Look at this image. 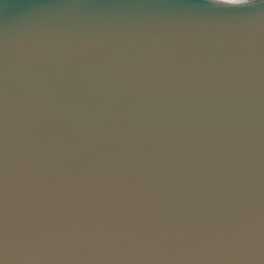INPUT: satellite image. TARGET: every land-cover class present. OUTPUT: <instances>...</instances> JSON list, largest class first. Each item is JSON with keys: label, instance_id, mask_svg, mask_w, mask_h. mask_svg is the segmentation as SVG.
Returning <instances> with one entry per match:
<instances>
[{"label": "water", "instance_id": "water-1", "mask_svg": "<svg viewBox=\"0 0 264 264\" xmlns=\"http://www.w3.org/2000/svg\"><path fill=\"white\" fill-rule=\"evenodd\" d=\"M0 264H264V0H0Z\"/></svg>", "mask_w": 264, "mask_h": 264}]
</instances>
